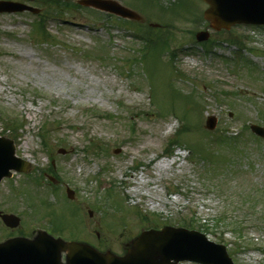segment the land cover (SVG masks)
<instances>
[{
  "label": "rangeland",
  "instance_id": "rangeland-1",
  "mask_svg": "<svg viewBox=\"0 0 264 264\" xmlns=\"http://www.w3.org/2000/svg\"><path fill=\"white\" fill-rule=\"evenodd\" d=\"M116 1L138 13L142 20L134 23L145 29L171 22L173 27L162 30L174 36V63L167 51L158 49L136 66L132 60L142 55L138 50L143 43L137 36L142 27L119 23L120 18L93 9L49 15L44 23L56 40L49 43L32 29L44 7L28 2L41 8V14L0 15V113L23 117L25 123L13 136L6 132V120L0 119V131L15 140L16 155L33 165L30 175L14 174L0 185V212L22 220L14 231L0 221V240L46 229L48 220H36L45 215L64 224L65 236L76 231L75 237L121 254L124 244L145 225L179 226L195 215V228L200 230L202 223L224 213L238 218L243 230L233 232L228 226L208 237L215 242L221 238L230 254L236 248L231 255L235 264H264V202L259 200L258 205L253 196L243 201L239 197V191L264 193V142L248 143L255 166L247 168L250 162L245 161L244 172L228 176L223 195L204 186L201 169L187 147L165 155L182 125V105L201 109L191 112L194 127L187 143L206 141L198 127L206 130L209 116L218 119L216 130L237 133L244 122L264 126V29L211 31L216 45L206 54L205 47L194 45L195 34L206 28L200 20L206 5L200 0H186L188 14L181 9L167 16L146 6L149 0ZM157 1L164 7L175 2ZM181 15L186 18H177ZM228 33L240 37L245 48L227 42ZM179 45L187 51L179 50ZM104 49L109 53L106 60ZM187 56H194L195 62ZM152 92L164 109L162 116L153 106ZM42 127L48 130V149L41 142ZM170 161L159 172L158 166ZM137 163L144 166L139 177L147 182L135 192L132 168ZM35 178L41 185L32 181ZM67 188L74 191V201L68 200ZM73 226L77 229L71 230Z\"/></svg>",
  "mask_w": 264,
  "mask_h": 264
},
{
  "label": "water",
  "instance_id": "water-1",
  "mask_svg": "<svg viewBox=\"0 0 264 264\" xmlns=\"http://www.w3.org/2000/svg\"><path fill=\"white\" fill-rule=\"evenodd\" d=\"M210 8L204 13L210 27L215 30L230 29L233 25L248 23L264 25V0H203ZM80 5L117 14L123 18L139 20L133 11L110 0H80ZM38 9L21 3L0 1V13H16ZM209 38L208 32L197 34L198 41ZM216 121L209 118L207 127L214 129ZM252 131L264 137V128L252 126ZM11 170L29 173V163L15 156L14 142L0 137V181L11 177ZM69 197L73 193L68 191ZM4 223L12 228L20 219L3 215ZM191 260L203 264H233L224 246L216 245L204 235L185 229L164 228L146 231L131 242L122 257L111 251H97L86 243L56 239L44 231L33 238L16 237L0 243V264H178Z\"/></svg>",
  "mask_w": 264,
  "mask_h": 264
},
{
  "label": "trees",
  "instance_id": "trees-1",
  "mask_svg": "<svg viewBox=\"0 0 264 264\" xmlns=\"http://www.w3.org/2000/svg\"><path fill=\"white\" fill-rule=\"evenodd\" d=\"M36 4L42 2L48 8L47 13L55 11V13H60L66 9H72L76 7L66 0H31ZM38 33L44 42H51L54 37L46 30L43 25V21L40 22V26H36L34 29ZM150 49L158 50L160 47L168 46V42L164 41L162 43H154L151 41ZM95 53V51H89L88 54ZM188 111H184V117H187ZM2 114L0 113V116ZM8 127L13 131L17 132L19 129L23 128V122L20 120L7 121ZM40 136L42 137V143L47 146V131L42 129ZM190 131V125L183 127L178 133L177 142H181L184 138V134ZM260 140L251 136L247 128L238 135H230L228 131L219 132L216 134L209 135L204 139V143H195L192 147V159L197 165L201 167L200 175L202 179L207 183L208 187L215 189L217 191H224V185L227 184V177L232 174H237L239 172H244L243 168L246 166L245 161H249L247 168L253 169L256 160L253 159L249 152V140ZM248 147V149L246 148ZM244 163V164H243ZM247 174V173H246ZM240 192V191H239ZM263 193H260L258 197H261ZM264 199V198H262ZM226 218H217L213 220L216 228L223 226L225 224ZM189 228H193L192 225H185ZM205 232H212L209 225H203Z\"/></svg>",
  "mask_w": 264,
  "mask_h": 264
},
{
  "label": "bare ground",
  "instance_id": "bare-ground-1",
  "mask_svg": "<svg viewBox=\"0 0 264 264\" xmlns=\"http://www.w3.org/2000/svg\"><path fill=\"white\" fill-rule=\"evenodd\" d=\"M172 163V161L170 162H167V163H161L159 166H158V169H159V172H161L162 170H165L169 167V165ZM147 181H143V179H141V184L145 183ZM135 192H138L136 189H134Z\"/></svg>",
  "mask_w": 264,
  "mask_h": 264
}]
</instances>
